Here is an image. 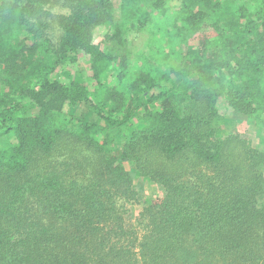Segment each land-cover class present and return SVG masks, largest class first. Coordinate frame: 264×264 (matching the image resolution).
Listing matches in <instances>:
<instances>
[{
    "label": "trees",
    "instance_id": "16d2710c",
    "mask_svg": "<svg viewBox=\"0 0 264 264\" xmlns=\"http://www.w3.org/2000/svg\"><path fill=\"white\" fill-rule=\"evenodd\" d=\"M227 112L264 129V0H0V264H264Z\"/></svg>",
    "mask_w": 264,
    "mask_h": 264
},
{
    "label": "rangeland",
    "instance_id": "374dc122",
    "mask_svg": "<svg viewBox=\"0 0 264 264\" xmlns=\"http://www.w3.org/2000/svg\"><path fill=\"white\" fill-rule=\"evenodd\" d=\"M169 4L172 6L178 5V0H169ZM104 38V31L101 30V28H97L94 35V41L96 43L100 42ZM193 41V40H192ZM196 41H194L192 44H195ZM140 44V36L135 37L132 41L131 48L135 50L139 47ZM66 68V67H65ZM68 69L74 73L75 69H77L76 66H69ZM62 80L67 81V77H61ZM87 108L82 109V115L86 114ZM81 113V112H80ZM227 115L229 118H231L230 121L234 123V125H231L228 127V130H246V132H249L248 135L250 136V140L254 145L262 146L264 147V129L262 131L258 129H251L249 130V125L246 122H239L235 118V116L231 112H227ZM135 182L137 185L138 190L140 191V198L142 199L140 202L135 201L131 204L128 203V207L130 209V214L132 215V218L134 221H136V217L141 213V210L144 205V200L152 201L154 199L159 198L163 195V190L160 186L157 184L150 182L147 180V178H142L141 176L135 177Z\"/></svg>",
    "mask_w": 264,
    "mask_h": 264
}]
</instances>
